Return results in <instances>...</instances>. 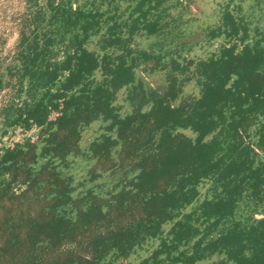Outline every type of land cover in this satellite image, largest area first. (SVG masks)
Returning <instances> with one entry per match:
<instances>
[{
  "label": "trees",
  "instance_id": "16d2710c",
  "mask_svg": "<svg viewBox=\"0 0 264 264\" xmlns=\"http://www.w3.org/2000/svg\"><path fill=\"white\" fill-rule=\"evenodd\" d=\"M24 3L0 55V264H264V0H221L197 42L186 0Z\"/></svg>",
  "mask_w": 264,
  "mask_h": 264
},
{
  "label": "rangeland",
  "instance_id": "374dc122",
  "mask_svg": "<svg viewBox=\"0 0 264 264\" xmlns=\"http://www.w3.org/2000/svg\"><path fill=\"white\" fill-rule=\"evenodd\" d=\"M221 0H186L188 8L184 10L185 21L181 23L180 27L185 30V39L192 42L200 41L206 34L208 25L214 24L217 10V3ZM24 0H0V55L9 54L19 36L20 23L19 16L24 11ZM142 44H150L155 41V38H139ZM217 43L210 47H197L192 51V55H203L207 51L216 47ZM143 80L150 86L161 85L165 82L164 73L148 74L138 71ZM196 92L193 84L186 87L185 93L189 94L192 91ZM124 88L119 91L117 102L122 103L124 97ZM127 107V106H126ZM126 108H124L125 110ZM104 130L101 127L100 121L92 122L82 132V139L80 140L81 148L85 149L89 146L90 142L95 139ZM189 136H195V133L190 129L182 130ZM18 140L20 135L12 136L11 138L5 137L8 146L12 145L11 139ZM70 159H73L72 157ZM95 163L94 159H85L82 156L76 157L75 161L71 163L70 172L79 179L86 174L88 167ZM207 188H203V191ZM259 217V216H258ZM208 261L201 264H207Z\"/></svg>",
  "mask_w": 264,
  "mask_h": 264
}]
</instances>
